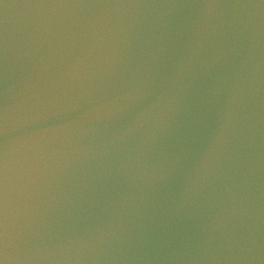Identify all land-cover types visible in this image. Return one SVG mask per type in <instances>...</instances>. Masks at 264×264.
<instances>
[{"label":"water","instance_id":"water-1","mask_svg":"<svg viewBox=\"0 0 264 264\" xmlns=\"http://www.w3.org/2000/svg\"><path fill=\"white\" fill-rule=\"evenodd\" d=\"M0 264H264V0H0Z\"/></svg>","mask_w":264,"mask_h":264}]
</instances>
